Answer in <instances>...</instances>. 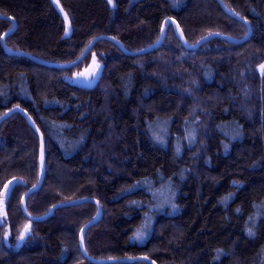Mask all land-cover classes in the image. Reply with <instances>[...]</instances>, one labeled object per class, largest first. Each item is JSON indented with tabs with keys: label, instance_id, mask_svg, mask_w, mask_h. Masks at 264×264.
Wrapping results in <instances>:
<instances>
[{
	"label": "trees",
	"instance_id": "trees-1",
	"mask_svg": "<svg viewBox=\"0 0 264 264\" xmlns=\"http://www.w3.org/2000/svg\"><path fill=\"white\" fill-rule=\"evenodd\" d=\"M0 0V116L21 107L44 138V178L26 198L33 216L93 197L101 216L83 236L102 264H264V0ZM66 15V18L65 16ZM100 66L81 87L74 75ZM39 137L20 111L0 122V264H99L79 246L96 212L85 201L41 221L21 209L39 180ZM7 186L5 197H1ZM161 197V200L157 196ZM164 198V200L162 199ZM6 213L10 226L4 239Z\"/></svg>",
	"mask_w": 264,
	"mask_h": 264
},
{
	"label": "water",
	"instance_id": "water-1",
	"mask_svg": "<svg viewBox=\"0 0 264 264\" xmlns=\"http://www.w3.org/2000/svg\"><path fill=\"white\" fill-rule=\"evenodd\" d=\"M219 5L223 8V10L229 14L230 16L232 17H235L236 19L240 20L241 22H243L246 26H247V34H249L250 32V24L249 22L244 19L243 17H241L240 15H238L237 13H235L234 11H232L231 9H229L224 3L222 0H217ZM0 18H5V19H8V20H11L12 21V27L7 30L1 37V43L5 49V51L9 54H12V55H23L25 57H28L30 59H33L34 61L38 62V63H41L43 65H52V66H73V65H76L84 56L85 54L92 48L93 44L100 40V39H110L114 42H116V44L122 49L124 50L125 53L129 54V55H138V54H143L145 52H148L150 50H152L153 48H155L157 45H159L162 40L164 39V36H165V33H166V28H167V25L169 23H171L175 29V32L177 34V36L179 37V39L181 40V42L184 44V46L187 48V49H195L197 48L199 45L203 44L204 42H206L208 39L214 37V36H220V37H223L225 40L229 41V42H241L243 40V38H233L231 36H228V35H224V34H221V33H217V32H211V33H208V34H205L203 35L202 37H200L195 43H189L185 37L183 36V33L179 27V24L178 22L174 19V18H171V17H167L163 20L162 22V28H161V34H160V37L152 44L144 47V48H141V49H138V50H135V51H128L126 49H124L123 45L117 41L115 38H113L112 36H109V35H98L96 37H94L90 42L89 44L87 45V47L84 49V51L81 53V55L74 61L72 62H69V63H55V62H50V61H46V60H43V59H40L38 57H35L31 54H28L22 50H12L10 49L5 43H4V40H5V37L10 34L14 28H15V20L11 17V16H4L0 14ZM100 70H101V67L99 66H95L94 64H90L89 66H87L85 69H83L80 73V76L78 78V85L81 86V87H89V86H92L96 81H97V78L100 74ZM92 76V77H91ZM15 111H20L24 117L26 118V120L28 121V123L33 127V129L36 131V133L38 134V137H39V145H40V154H39V163H40V172H39V180H38V183L37 185L35 186H32L30 187L29 189H27V191L24 193L22 199H21V209L23 211V213L25 214V216L29 219V220H34V221H41L43 219H45L47 216L51 215L53 213V211L58 208V207H65V206H70V205H74V204H78V203H81V202H85V201H89V202H92V203H95L96 206H97V212L95 214V216L89 220L88 222H86L83 227L81 228L80 230V234H79V246H80V249L82 251V253L84 254L85 257L89 258L91 261H94L96 263H99V264H102V263H107V262H111V261H118L119 259H94V258H90L85 249H84V243H83V236L87 230V228L89 226H91L92 224L96 223L98 221V219L100 218L101 216V205L100 203L98 202L97 199L93 198V197H80V198H77V199H71V200H67V201H63V202H58V203H55L54 205H52L48 212L43 214V215H39V216H33L31 214H29V212L26 210L25 208V202H26V198L28 196V194L34 190H36L42 183L43 181V178H44V172H45V167H44V138H43V134L42 132L40 131V129L38 128V126L35 124V122L31 119V117L29 116V114L24 110L22 109L21 107H11L9 108L8 110H6L1 116H0V122L4 119H6L8 116H10L13 112ZM132 260H146L148 261L149 263L151 264H156L153 260H151L150 258L148 257H135V258H130Z\"/></svg>",
	"mask_w": 264,
	"mask_h": 264
},
{
	"label": "rangeland",
	"instance_id": "rangeland-1",
	"mask_svg": "<svg viewBox=\"0 0 264 264\" xmlns=\"http://www.w3.org/2000/svg\"><path fill=\"white\" fill-rule=\"evenodd\" d=\"M53 2L55 3V5L57 6V8L59 9V10H61V8H60V6H59V4H58V1L57 0H53ZM65 16V18H66V15H64ZM81 74V73H80ZM80 74L79 75H74L73 77H74V79L75 80H78V78H79V76H80ZM92 77V76H91ZM6 193H7V186H5L4 188H3V190H2V192H1V197H5V195H6ZM157 198L159 199V200H161V197L158 195L157 196ZM163 200H164V198H162ZM165 201V200H164ZM25 208H26V202H25ZM26 210H27V208H26ZM4 224H3V235H4V239L7 241L8 240V237H9V235H10V226H9V223H8V219H7V216H6V213H4Z\"/></svg>",
	"mask_w": 264,
	"mask_h": 264
},
{
	"label": "snow or ice",
	"instance_id": "snow-or-ice-1",
	"mask_svg": "<svg viewBox=\"0 0 264 264\" xmlns=\"http://www.w3.org/2000/svg\"><path fill=\"white\" fill-rule=\"evenodd\" d=\"M261 70L264 71V65L261 66Z\"/></svg>",
	"mask_w": 264,
	"mask_h": 264
}]
</instances>
